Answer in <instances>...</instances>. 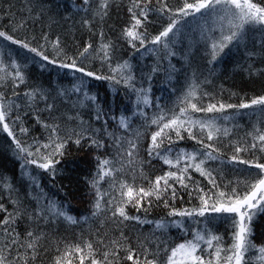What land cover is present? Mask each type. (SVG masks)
Listing matches in <instances>:
<instances>
[{
	"label": "snow or ice",
	"instance_id": "snow-or-ice-1",
	"mask_svg": "<svg viewBox=\"0 0 264 264\" xmlns=\"http://www.w3.org/2000/svg\"><path fill=\"white\" fill-rule=\"evenodd\" d=\"M0 155V264H264V0H0Z\"/></svg>",
	"mask_w": 264,
	"mask_h": 264
},
{
	"label": "trees",
	"instance_id": "trees-1",
	"mask_svg": "<svg viewBox=\"0 0 264 264\" xmlns=\"http://www.w3.org/2000/svg\"><path fill=\"white\" fill-rule=\"evenodd\" d=\"M12 3L16 4L17 6H19L21 0H11ZM66 3H68L69 7H71V3L72 0H65ZM125 2H127V0H125ZM39 29H37L38 31ZM54 31H60V29H54ZM227 59V58H226ZM149 63H151V61H148ZM226 67L228 69L229 75L222 77L221 79H218L216 81V85H217V91L219 89V86L221 84H223L224 88L226 89V91L224 92V98L225 101L228 102V89L232 90V91H239L240 89H245L248 92V95H251L253 93V91H259L260 90V84H259V80H256L255 82H250L247 77L246 74H237L239 72L238 69H236L235 71H233L234 67H235V61L234 59H227V63L225 65L222 66V69ZM34 73L38 75V69H34ZM55 78V77H54ZM66 83V81H65ZM155 87L157 89H159L161 87L160 84L155 85ZM99 91L101 94V99H105V91L108 90V95H107V99L109 101H111L112 99V93L111 90L108 89V84L107 82H94L93 84V91ZM159 91H157V95H159ZM231 102H236L235 98H233L231 100ZM247 121V117L244 118V120L240 121L242 124L246 123ZM69 159H76L78 161H80L81 163L79 164V168L77 170V172L75 173H70L68 178H65L63 183L64 184H68L69 183V179H71L73 181V186L74 187H79V190L81 192H87V189L84 187L83 184L80 185H76L75 181L77 179L82 178L88 170L87 164L84 163V161H87V156H85L82 153L79 154H74L73 157H70ZM69 167H72V165H69ZM7 169L8 175H11L13 171L18 173V166L14 165V163L7 158L6 156L0 155V171H3L4 169ZM72 206L74 209H78L80 211H83L84 208H86V203H81L78 200H74L72 202ZM186 206V205H185ZM75 214V213H73ZM154 216L158 217L160 215H163V213L160 212L159 209H155ZM262 224L261 222H258L256 224V229H257V233H259V231L261 230ZM221 232H223V228H221Z\"/></svg>",
	"mask_w": 264,
	"mask_h": 264
}]
</instances>
